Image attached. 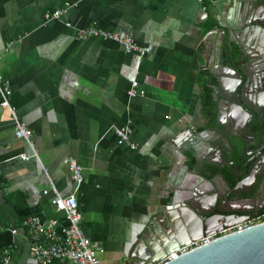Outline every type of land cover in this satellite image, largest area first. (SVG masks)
Wrapping results in <instances>:
<instances>
[{
  "label": "crops",
  "instance_id": "crops-1",
  "mask_svg": "<svg viewBox=\"0 0 264 264\" xmlns=\"http://www.w3.org/2000/svg\"><path fill=\"white\" fill-rule=\"evenodd\" d=\"M229 6L230 0H0V77L10 91L9 108L0 107V255L10 249L13 264H34L32 233L21 224L31 217L56 221L54 232L63 236L67 222L50 203L52 187L75 196L83 234L101 247L100 264H148L147 232L164 214L184 211L194 197L211 208L222 185L208 166L220 153L204 142L225 139L202 111L200 77L223 68L221 53L215 67L221 32L212 31ZM57 10L59 19L45 17ZM230 20L238 26L239 13ZM87 28L125 32L151 51L139 58L101 37L78 38ZM17 122L31 132L30 143L15 135ZM120 127L135 149L118 143ZM68 159L81 167L80 185ZM176 197L181 205L173 204Z\"/></svg>",
  "mask_w": 264,
  "mask_h": 264
},
{
  "label": "water",
  "instance_id": "water-1",
  "mask_svg": "<svg viewBox=\"0 0 264 264\" xmlns=\"http://www.w3.org/2000/svg\"><path fill=\"white\" fill-rule=\"evenodd\" d=\"M235 11L240 16L238 26L230 20V16ZM261 12L264 15V0H230L227 14L222 21L217 22V26L212 31L221 32L220 43L215 51L216 68H219L220 53L223 56V68L219 72L210 69V75L214 80L213 96L216 103L214 111L217 113V118L221 113L227 114V111L232 110L234 113L230 117L234 119V115H248L249 110L252 109L246 97L247 91L251 90V73L246 63L256 61L260 56L257 49L264 45V20L257 18ZM220 27L223 30H220ZM252 52L254 56L251 57ZM261 119L260 122L263 124L264 118ZM216 131L222 134L225 140L221 144L210 142L204 144L208 148L216 147L220 154L224 150H229V153L234 150L228 134L219 127ZM254 146L256 147V144ZM195 152L193 151V156L196 161L203 163V158L196 156ZM218 159L221 160L222 156H218ZM214 163L218 165L217 161ZM225 165L230 166L231 163L225 162ZM208 169L213 178L231 189L220 171ZM232 171L237 172L235 168ZM208 182L214 187L218 186L214 179ZM179 200L180 198L176 197L173 204L181 205ZM210 204V209L203 210L194 197L182 205L184 211L176 212L171 216L164 214L162 221L158 222L160 225L147 232L144 260L148 261V264L160 263L181 246L190 245L202 237L216 234L223 228L231 227L249 218L247 211L226 207L227 202L225 207H221L224 206V199L219 195V189L213 193ZM162 264H264V222L217 237Z\"/></svg>",
  "mask_w": 264,
  "mask_h": 264
},
{
  "label": "built area",
  "instance_id": "built-area-1",
  "mask_svg": "<svg viewBox=\"0 0 264 264\" xmlns=\"http://www.w3.org/2000/svg\"><path fill=\"white\" fill-rule=\"evenodd\" d=\"M63 14L61 10L54 11L50 14H46V18L50 20L59 19ZM66 26H70L66 23ZM78 38L84 39L87 36H97L105 40H110L118 44L126 53H135L139 58L145 56L151 51L150 46H139L136 44L131 35L122 32H108L98 30L95 28L81 29L78 32ZM1 53V51H0ZM0 85L3 86L2 94L3 100L0 102V107L9 108L8 96L10 91L4 86L2 78L0 77ZM137 94V82L131 83V88L128 92L129 96H135ZM115 135L119 144L129 146L131 149H135L136 146L130 141L129 134L126 128H115ZM15 135L30 143L31 132L25 128V126L19 122L16 123ZM33 157H37L34 153ZM26 156H21V159H26ZM68 170L72 174V178L77 185L82 183V170L74 159L67 160ZM52 197L50 203L52 207L64 214L67 222V227L63 232L62 237H58L54 228L56 227V221L51 220L47 224L39 221L37 218L31 217L25 219L21 224L28 228L32 233V243L30 245L29 254L34 261V264H53L55 262L69 261L73 264H100L97 254L101 251V247L96 243L89 240L82 232L80 228L81 214L78 210V204L74 195L60 196L55 188H51ZM43 194H48V190H44ZM264 222V210L258 214H255L245 221L233 225L231 227L223 228L218 233L202 237L200 240L191 243L187 246H181L176 252H171L165 257V259L158 263L170 261L194 247H198L209 243L213 239L231 234L233 232L242 231L251 226ZM15 232L14 230L12 231ZM1 264H13L11 261L12 252L10 249H4L1 252Z\"/></svg>",
  "mask_w": 264,
  "mask_h": 264
},
{
  "label": "flooded vegetation",
  "instance_id": "flooded-vegetation-1",
  "mask_svg": "<svg viewBox=\"0 0 264 264\" xmlns=\"http://www.w3.org/2000/svg\"><path fill=\"white\" fill-rule=\"evenodd\" d=\"M257 53L260 59L246 63L251 73V90L247 91L246 97L252 109L248 115H234V119L230 117L234 113L232 110L221 113L219 118L215 113L216 128L222 127L229 133L234 150L230 153L229 150L222 151L218 165L208 166L220 171L232 189L220 183L219 195L224 199L221 207L227 202L226 207L247 211L249 217L264 210V123L260 122L264 118V45L257 49ZM250 55L252 57L254 53ZM225 162L231 165L227 166ZM233 168L237 172H233Z\"/></svg>",
  "mask_w": 264,
  "mask_h": 264
},
{
  "label": "trees",
  "instance_id": "trees-1",
  "mask_svg": "<svg viewBox=\"0 0 264 264\" xmlns=\"http://www.w3.org/2000/svg\"><path fill=\"white\" fill-rule=\"evenodd\" d=\"M200 85H201L202 111L205 115H208V118L210 120L209 124L210 126H212L215 116V113H213L214 101L212 96L213 94L212 88L214 85L213 77L210 74H208L206 71L202 72L200 77Z\"/></svg>",
  "mask_w": 264,
  "mask_h": 264
}]
</instances>
